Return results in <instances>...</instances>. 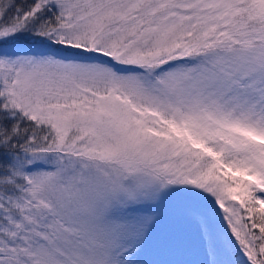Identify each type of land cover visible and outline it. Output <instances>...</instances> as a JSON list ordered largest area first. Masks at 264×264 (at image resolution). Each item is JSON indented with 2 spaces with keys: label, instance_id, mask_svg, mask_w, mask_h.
Masks as SVG:
<instances>
[{
  "label": "snow or ice",
  "instance_id": "snow-or-ice-1",
  "mask_svg": "<svg viewBox=\"0 0 264 264\" xmlns=\"http://www.w3.org/2000/svg\"><path fill=\"white\" fill-rule=\"evenodd\" d=\"M0 264H264V0H0Z\"/></svg>",
  "mask_w": 264,
  "mask_h": 264
}]
</instances>
